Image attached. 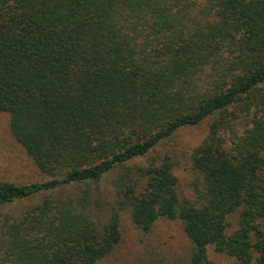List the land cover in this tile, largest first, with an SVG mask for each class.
<instances>
[{
    "label": "trees",
    "instance_id": "trees-1",
    "mask_svg": "<svg viewBox=\"0 0 264 264\" xmlns=\"http://www.w3.org/2000/svg\"><path fill=\"white\" fill-rule=\"evenodd\" d=\"M0 112L46 177L0 181V208L33 201L0 217V264H98L123 213L178 220L183 264H264V0H0Z\"/></svg>",
    "mask_w": 264,
    "mask_h": 264
},
{
    "label": "rangeland",
    "instance_id": "rangeland-1",
    "mask_svg": "<svg viewBox=\"0 0 264 264\" xmlns=\"http://www.w3.org/2000/svg\"><path fill=\"white\" fill-rule=\"evenodd\" d=\"M205 125L182 131L178 137L171 140L166 149H174L176 154L185 151L204 138ZM165 148L163 149L166 150ZM178 160H181L179 158ZM179 179L180 192L185 197L193 199L192 176L183 165L176 170ZM46 180L25 150L14 140L9 131V116L0 112V181L24 185ZM102 199H111L112 188L109 180L99 184ZM74 193L66 190L61 196ZM33 201L17 202L0 208V217L6 213L16 215L26 205ZM236 216L230 217L232 229L235 228ZM231 229V230H232ZM122 240L117 248L98 264H150L153 261H162L163 264H183L188 249L189 241L182 231L178 220H158L149 235L137 231L129 220L127 213L121 217ZM231 258L215 253L213 248L208 249L207 264H232Z\"/></svg>",
    "mask_w": 264,
    "mask_h": 264
}]
</instances>
